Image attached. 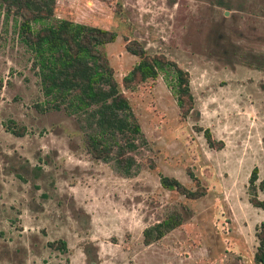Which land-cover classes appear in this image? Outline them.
Wrapping results in <instances>:
<instances>
[{
	"label": "rangeland",
	"instance_id": "374dc122",
	"mask_svg": "<svg viewBox=\"0 0 264 264\" xmlns=\"http://www.w3.org/2000/svg\"><path fill=\"white\" fill-rule=\"evenodd\" d=\"M60 19L117 34L101 50L146 145L130 177L92 158L76 117L46 108L20 12L0 4V264H255L264 215L249 179L257 168L264 201V0H56L49 23ZM129 41L188 73L186 116L165 74L123 87L139 61ZM173 213L182 224L146 244L144 230Z\"/></svg>",
	"mask_w": 264,
	"mask_h": 264
},
{
	"label": "trees",
	"instance_id": "16d2710c",
	"mask_svg": "<svg viewBox=\"0 0 264 264\" xmlns=\"http://www.w3.org/2000/svg\"><path fill=\"white\" fill-rule=\"evenodd\" d=\"M55 3L56 0H0V4L20 12L19 35L32 55L46 108L64 110L75 116L86 150L92 158L110 164L116 173L130 177L139 166L135 154L146 145V140L101 50V47L114 42L117 34L67 19L51 24L49 21L54 16ZM125 48L139 61L123 77V87L131 89L165 74L180 113L186 116L193 107L188 73L163 56H148L137 41H129ZM10 130L16 135L19 133ZM205 137L212 145L207 130ZM257 179L258 169L254 168L249 179L250 202L264 215V201L258 198V187L255 186ZM160 182L164 188L175 189L190 199L201 196L197 191L187 190L175 179L161 177ZM182 222L180 214L168 215L144 230V242L151 244L161 239ZM256 237L258 244L254 263L264 264V220Z\"/></svg>",
	"mask_w": 264,
	"mask_h": 264
}]
</instances>
